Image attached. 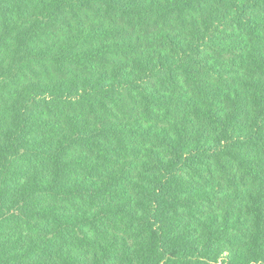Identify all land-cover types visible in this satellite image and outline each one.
Wrapping results in <instances>:
<instances>
[{"label":"trees","instance_id":"16d2710c","mask_svg":"<svg viewBox=\"0 0 264 264\" xmlns=\"http://www.w3.org/2000/svg\"><path fill=\"white\" fill-rule=\"evenodd\" d=\"M0 264H264V0H0Z\"/></svg>","mask_w":264,"mask_h":264}]
</instances>
